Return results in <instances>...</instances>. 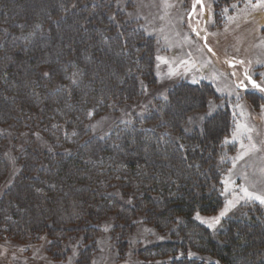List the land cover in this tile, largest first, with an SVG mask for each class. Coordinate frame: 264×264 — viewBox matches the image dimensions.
<instances>
[{
    "label": "trees",
    "instance_id": "obj_1",
    "mask_svg": "<svg viewBox=\"0 0 264 264\" xmlns=\"http://www.w3.org/2000/svg\"><path fill=\"white\" fill-rule=\"evenodd\" d=\"M110 13L86 0H0V126L32 121L52 150L24 151L19 177L0 197V238L45 236L49 252L74 247L77 264H88L100 224L112 222L113 238L126 247L142 219L170 239L141 251L147 261L264 264L260 207L224 220L214 234L195 218L217 214L224 203L217 162L231 134L229 113L182 133L215 97L210 86L181 84L157 104L161 117L150 113L105 139L89 136L91 117L139 98L140 82L155 83L153 41L129 22L115 26ZM160 120L177 141L146 130ZM2 143L0 185L8 175Z\"/></svg>",
    "mask_w": 264,
    "mask_h": 264
},
{
    "label": "rangeland",
    "instance_id": "obj_2",
    "mask_svg": "<svg viewBox=\"0 0 264 264\" xmlns=\"http://www.w3.org/2000/svg\"><path fill=\"white\" fill-rule=\"evenodd\" d=\"M86 2L105 3L111 9L108 20L115 26L129 22L151 39L156 63L154 85L140 82L139 98L112 103L104 113L91 117L86 125L89 136L105 139L117 127H133L150 113L161 117L157 104L166 102L181 84L208 85L215 97L208 100L205 112L194 113L187 119L182 133L200 132L207 119L226 110L231 120V134L224 141L217 162L223 167V207L212 216L196 215V221L214 234L224 220L243 218L255 206L264 213V203L254 198L264 197V3L259 0ZM43 74L47 71L43 70ZM31 122L28 123L32 127L0 126L1 156L8 169L7 180L0 185V197L19 177L24 151L51 150L44 129ZM163 125L160 120L156 125L146 126V130L177 141V135L162 128ZM212 125L215 133L221 129L219 120ZM244 189L253 196L245 195ZM112 225L109 221L99 225L96 253L88 264H162L166 261H147L140 252L169 241L167 234L138 219L133 222L134 228L123 247L113 238ZM48 245L45 236L35 242L0 238V264H77V248L71 247L69 252L63 248L55 254L49 252Z\"/></svg>",
    "mask_w": 264,
    "mask_h": 264
},
{
    "label": "snow or ice",
    "instance_id": "obj_3",
    "mask_svg": "<svg viewBox=\"0 0 264 264\" xmlns=\"http://www.w3.org/2000/svg\"><path fill=\"white\" fill-rule=\"evenodd\" d=\"M259 3H264V0H259ZM252 83L254 84V86L259 87V85H256L254 81ZM262 90H264V89H262ZM244 192H245V195H247L249 197H252L253 196V194L252 193H249L247 189H244ZM254 198L257 199V200H259L261 203H264V197L255 196ZM223 215H224V213L222 212L221 213V216H223ZM216 222L217 223L219 222V218H216Z\"/></svg>",
    "mask_w": 264,
    "mask_h": 264
}]
</instances>
